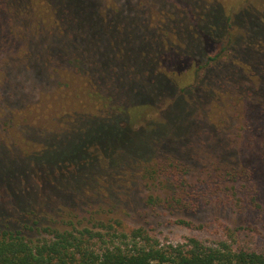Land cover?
<instances>
[{
	"label": "trees",
	"instance_id": "trees-1",
	"mask_svg": "<svg viewBox=\"0 0 264 264\" xmlns=\"http://www.w3.org/2000/svg\"><path fill=\"white\" fill-rule=\"evenodd\" d=\"M165 207L264 226V0H0V264H264Z\"/></svg>",
	"mask_w": 264,
	"mask_h": 264
},
{
	"label": "rangeland",
	"instance_id": "rangeland-1",
	"mask_svg": "<svg viewBox=\"0 0 264 264\" xmlns=\"http://www.w3.org/2000/svg\"><path fill=\"white\" fill-rule=\"evenodd\" d=\"M159 188V184L156 189ZM160 190H154V193H158ZM165 211L170 214L166 215L164 210L157 209L152 214L148 213H127L122 214L120 219L122 225H118L116 222H110L114 227L119 230L128 231L132 227L142 225L148 230V234L152 239H156L161 245L163 244H177L184 242L189 236H196L202 240L205 244H214L219 240H227L232 247H243L255 251L264 252V226L255 228L247 226L245 228H238L239 224L245 225V221L240 216L227 214L225 220L231 226V237L225 236L221 229L215 224L206 225L203 228H189L184 225L174 223L173 220L179 217H183V212L177 211L170 207H165ZM174 211V214L171 212ZM186 217V215L184 216ZM191 218V216H190ZM193 218V217H192Z\"/></svg>",
	"mask_w": 264,
	"mask_h": 264
}]
</instances>
